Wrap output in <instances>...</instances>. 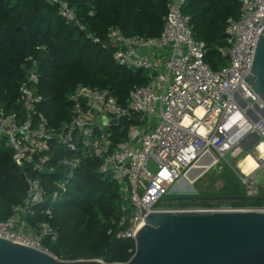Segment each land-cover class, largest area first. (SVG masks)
<instances>
[{
	"label": "built area",
	"instance_id": "1",
	"mask_svg": "<svg viewBox=\"0 0 264 264\" xmlns=\"http://www.w3.org/2000/svg\"><path fill=\"white\" fill-rule=\"evenodd\" d=\"M52 1L58 3L63 18L76 20L67 1ZM184 2L168 0L163 29L157 38L127 36L117 28L109 29L107 38L115 47L114 61L144 71L148 77L146 85L129 90L124 105L107 89L78 85L68 96L71 116L57 129L38 110L42 99L39 74L36 62L29 61L19 81L20 110L0 107V139L10 147L13 162L28 168L27 173L23 172L27 197L0 220V238L50 253L43 240H56L57 230L45 219L35 220L34 212L41 208L45 216H52L54 202L67 191L83 152L99 159V171L120 183V192L128 201L130 210L122 208L126 214L115 231L119 239H133L148 211L264 209V204L235 207L220 202L211 207H157L203 157H212L207 169L220 160L227 161V157L236 159L244 153L240 142L250 133L259 136L253 148L257 150L264 143V115L258 112L263 105L243 80L257 34L264 27V0H240L238 18H229L225 27L227 63L217 69L205 61V42L194 37L189 18L181 12ZM86 37L91 38L87 33ZM139 48H146V53L139 55ZM124 120L132 123L125 128ZM123 131L126 138L116 141ZM55 144L73 156L58 160L57 165L64 166L66 173L63 179L53 181L54 189L48 196L40 175L57 169L50 155ZM258 153L256 169L241 172L245 195L250 198L259 192L255 172H264V156Z\"/></svg>",
	"mask_w": 264,
	"mask_h": 264
},
{
	"label": "trees",
	"instance_id": "2",
	"mask_svg": "<svg viewBox=\"0 0 264 264\" xmlns=\"http://www.w3.org/2000/svg\"><path fill=\"white\" fill-rule=\"evenodd\" d=\"M64 1L75 11L76 20L63 18L58 3L52 0H0V107L20 110V83L16 74L21 70L22 76L29 61H35L42 98L38 110L57 129L71 116L68 96L78 85L107 89L124 105L131 88L148 83L145 72L114 61L115 47L108 41L107 33L110 28H117L127 36L157 38L163 29L168 4V0ZM181 12L189 18L194 37L205 42L206 63L213 69L226 65L225 27L229 18H238L240 0H185ZM128 123L132 120L123 121L125 128ZM125 138L123 131L115 140ZM50 155L57 169L40 175L48 196L54 189L53 181L63 179L66 173L64 166L57 165L58 160L73 156L58 144L52 146ZM80 157L67 191L54 202L52 216H45L41 208L34 212L35 220H47L58 233L54 241L45 238L43 246L63 260L125 262L134 252V241L116 238L115 231L121 216L126 214L122 208L127 206L130 210L128 201L120 192V183L99 171L98 158L86 152ZM215 170L223 180L222 186L212 191L201 190L200 196H245L220 202L235 207L264 204L245 195L241 180L230 167L221 165ZM22 172L27 173L28 168L13 162L10 147L0 139V220L6 219L12 208L27 197L20 178ZM218 203L169 194L157 207H211Z\"/></svg>",
	"mask_w": 264,
	"mask_h": 264
},
{
	"label": "water",
	"instance_id": "3",
	"mask_svg": "<svg viewBox=\"0 0 264 264\" xmlns=\"http://www.w3.org/2000/svg\"><path fill=\"white\" fill-rule=\"evenodd\" d=\"M146 50L139 48L137 53L144 55ZM20 79L21 70L16 74V81ZM243 80L263 105L258 112L264 115V27L257 34L251 64ZM258 142L259 136L250 133L240 144L248 152ZM208 157L207 166L212 162V157ZM201 160L186 173L185 179L193 182L207 170L199 167ZM20 178L27 191L23 172ZM190 198L231 202L245 196ZM252 199L264 201V185ZM133 241L134 252L127 261L108 263L101 259L63 260L30 245L0 238V264H264V209L148 211Z\"/></svg>",
	"mask_w": 264,
	"mask_h": 264
},
{
	"label": "rangeland",
	"instance_id": "4",
	"mask_svg": "<svg viewBox=\"0 0 264 264\" xmlns=\"http://www.w3.org/2000/svg\"><path fill=\"white\" fill-rule=\"evenodd\" d=\"M247 154L251 155L256 160V162H258L259 153L255 148L252 147L248 152H244L241 156L237 157L236 159L227 157V161L220 160V162L208 168L202 175H200L193 182H190L185 178L180 179L175 184L171 192L177 195L200 197L201 190H205V191L217 190L222 186L223 180L221 178H218L217 177L218 174L214 173V171H216L215 169L220 168L221 165H227L228 167H230V169L233 170V172L236 175H238L239 179L241 180L243 175L241 174L239 165ZM261 175H262L261 170H258L255 175V179L258 184H260L262 181Z\"/></svg>",
	"mask_w": 264,
	"mask_h": 264
},
{
	"label": "bare ground",
	"instance_id": "5",
	"mask_svg": "<svg viewBox=\"0 0 264 264\" xmlns=\"http://www.w3.org/2000/svg\"><path fill=\"white\" fill-rule=\"evenodd\" d=\"M196 113H200V109H196ZM257 150L264 156V143H260ZM209 164V157L205 156L202 158L199 167H206ZM257 167L256 160L249 154L245 156V158L240 162L239 168L240 171L244 174L250 173Z\"/></svg>",
	"mask_w": 264,
	"mask_h": 264
},
{
	"label": "crops",
	"instance_id": "6",
	"mask_svg": "<svg viewBox=\"0 0 264 264\" xmlns=\"http://www.w3.org/2000/svg\"><path fill=\"white\" fill-rule=\"evenodd\" d=\"M253 171H254V170H253ZM253 171H251V172H253ZM256 172H257V171H256ZM256 172H255L254 176L256 175ZM261 172H262V175H261L262 181H261L260 184H258L259 187H260L261 185H264V172H263L262 170H261Z\"/></svg>",
	"mask_w": 264,
	"mask_h": 264
}]
</instances>
